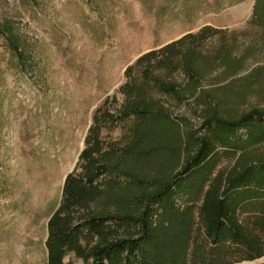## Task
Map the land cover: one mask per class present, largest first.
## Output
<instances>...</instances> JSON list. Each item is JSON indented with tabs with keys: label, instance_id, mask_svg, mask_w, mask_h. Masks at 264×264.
Segmentation results:
<instances>
[{
	"label": "trees",
	"instance_id": "obj_1",
	"mask_svg": "<svg viewBox=\"0 0 264 264\" xmlns=\"http://www.w3.org/2000/svg\"><path fill=\"white\" fill-rule=\"evenodd\" d=\"M245 24L264 38V0H253ZM0 36L20 54L6 19ZM236 42L233 32L205 24L125 67L119 101L106 97L92 113L79 170L66 173L46 221L47 264H67L68 252L84 264H235L264 256V110L221 109L242 99L251 79L264 78V67L252 66L258 57L250 42ZM114 126L119 138L103 142L100 129ZM221 158L234 162L214 169Z\"/></svg>",
	"mask_w": 264,
	"mask_h": 264
},
{
	"label": "rangeland",
	"instance_id": "obj_2",
	"mask_svg": "<svg viewBox=\"0 0 264 264\" xmlns=\"http://www.w3.org/2000/svg\"><path fill=\"white\" fill-rule=\"evenodd\" d=\"M252 4L0 0V20L11 23L20 42L17 54L0 36V264H47L46 221L63 178L79 170L92 113L106 97L119 101L123 71L139 54L208 24L233 32L239 46L250 42L258 57L252 66L264 67L263 35L245 24ZM251 107L264 110V78L251 79L242 99H230L221 109L239 114ZM180 111L190 116L188 108ZM188 122L196 133L202 131L199 117ZM119 136V126L100 129L103 142ZM232 162L221 158L214 169ZM63 261L84 264L72 252Z\"/></svg>",
	"mask_w": 264,
	"mask_h": 264
},
{
	"label": "water",
	"instance_id": "obj_3",
	"mask_svg": "<svg viewBox=\"0 0 264 264\" xmlns=\"http://www.w3.org/2000/svg\"><path fill=\"white\" fill-rule=\"evenodd\" d=\"M63 180H64V178H63ZM258 261H264V258L262 260H258ZM258 261L257 260L256 261H242V262L235 263V264H253L254 262H258Z\"/></svg>",
	"mask_w": 264,
	"mask_h": 264
}]
</instances>
